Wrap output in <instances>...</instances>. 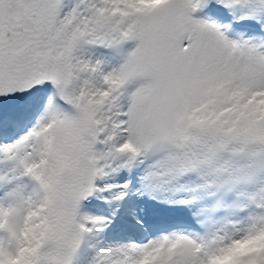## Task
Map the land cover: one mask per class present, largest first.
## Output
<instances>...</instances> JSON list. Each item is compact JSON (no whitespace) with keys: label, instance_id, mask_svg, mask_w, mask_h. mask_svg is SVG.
<instances>
[{"label":"snow or ice","instance_id":"obj_1","mask_svg":"<svg viewBox=\"0 0 264 264\" xmlns=\"http://www.w3.org/2000/svg\"><path fill=\"white\" fill-rule=\"evenodd\" d=\"M154 155L149 183L195 174L210 193L236 187L225 157L264 171V0H0V264H73L100 223L81 202L113 162ZM24 177L35 197L17 191ZM257 208L232 231L161 235L95 264H264Z\"/></svg>","mask_w":264,"mask_h":264},{"label":"rangeland","instance_id":"obj_2","mask_svg":"<svg viewBox=\"0 0 264 264\" xmlns=\"http://www.w3.org/2000/svg\"><path fill=\"white\" fill-rule=\"evenodd\" d=\"M65 3L75 5L77 0H65ZM230 38H234V35H230ZM97 50L98 49L85 46L81 49L80 54L87 59L93 61L99 60L107 65L114 62L115 58L112 55L100 54ZM23 131L24 129L17 131L14 136L10 134L8 138H6V142H11ZM158 159L159 156L154 155L146 157L142 161H137L136 164H126L123 161H115L112 163L109 174L100 181L102 182V185H100L101 188L105 190L100 191L98 197V200L104 201L110 210L109 215L107 216L108 220L123 225L128 221L127 211L129 208H132L137 214H139L138 212L144 214L146 210H152L155 217L151 220V225L147 232L148 235L156 221L178 217L179 215L184 216L185 212H187L185 208L191 210L193 208L199 209L197 210L199 213V219L204 221L203 216L205 213L200 211V209L205 207L201 205L204 201L207 206V204L209 205L211 202L213 204V202L219 199L217 203L221 207L224 206L236 210H247L248 208V210L254 214L260 211V209L257 208V205L264 202V171L259 169L254 170V174L249 177L245 171L246 161L233 160L229 157L224 158L222 162L223 167L232 174L233 178L237 181V184L234 190L219 194L210 193L201 184L196 185L197 182L202 181V179L195 174H188L169 183H149L146 180L147 173L151 170V167ZM131 172L136 173L135 180H133ZM29 181L32 182L30 179ZM124 184H127L128 187L123 188L122 185ZM131 184H134V189L137 191V195L140 196L138 202L134 201L135 199L137 200V197L130 200L128 188ZM16 185L17 191L20 195L24 197H35L34 184L30 191L26 190L28 186L20 183V179L16 181ZM202 192H205L206 197L210 198H215V196L218 195V199L214 201L213 199H210V201L207 202V199L204 198ZM0 196L1 198L3 197L2 189H0ZM141 202H143L144 208L143 205L140 204ZM233 204H235L236 207H234ZM228 215L229 218H235L233 222L237 223V226L245 220V218L237 217V213L230 215L228 212ZM93 233L97 235V233ZM140 237L136 239V242H140ZM92 253L88 252L87 255H83L84 258L79 261V264H95L98 255L94 254L92 257L93 259L91 260L90 254Z\"/></svg>","mask_w":264,"mask_h":264},{"label":"bare ground","instance_id":"obj_3","mask_svg":"<svg viewBox=\"0 0 264 264\" xmlns=\"http://www.w3.org/2000/svg\"><path fill=\"white\" fill-rule=\"evenodd\" d=\"M130 193V198H134L135 196H137V194L134 192V190L131 188L129 190ZM129 199V198H128ZM141 205H143V202L140 203ZM144 208V205H143ZM187 210V212H189V214H191V209L189 208H185ZM232 209L230 208V213L232 214ZM195 213V211H193ZM252 215L254 213H247V215ZM79 216L81 217H88V218H96V217H101L103 218L105 216L104 213H102L101 211H98L96 213L88 211L87 208H80L79 209ZM155 217V214L152 213V210H146L144 212V214L141 212V214H137L132 208H129L127 211V218L128 221H126L124 223L123 226H125L124 228L126 229V237L125 238H120L117 240H106L103 239L101 236L99 237L98 235L91 233L86 235V241L87 246L91 247L93 249V253L90 254L91 255V260L93 259L92 257L95 255H98L101 252L104 251H110L113 249H117V248H121L124 246H128V245H140L143 244L145 242H136V239L139 238H147V240L152 239V238H156L159 237L158 235H155L153 233L148 234L147 232L149 231L150 225H151V220ZM212 225L215 223V226H213V228H220L222 227L221 225V220H214L211 222ZM98 227H104L107 226L104 223H99L97 225ZM144 234V235H143ZM86 247V248H88Z\"/></svg>","mask_w":264,"mask_h":264}]
</instances>
